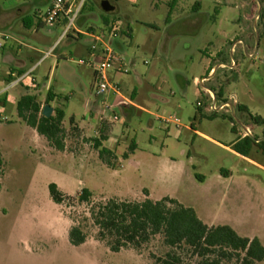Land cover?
<instances>
[{
  "label": "rangeland",
  "instance_id": "obj_1",
  "mask_svg": "<svg viewBox=\"0 0 264 264\" xmlns=\"http://www.w3.org/2000/svg\"><path fill=\"white\" fill-rule=\"evenodd\" d=\"M75 1L81 4V9L74 29L67 36L62 37L66 25L54 28L35 25L25 30L21 47L11 40L4 42V49H0V99H5V92L1 91L5 88L8 68L1 62L2 57L29 54L26 69L34 65L30 76L40 84L46 83L49 77L52 90L58 95V104L65 111L62 124L65 156L91 157L93 143L86 142L81 132L69 125L72 116L77 122L86 124L89 114L84 105L87 101H97L91 70L77 65V61L86 58L82 51L90 39L77 38L76 30L86 32L103 28L105 14L100 4L108 1L114 7V11L107 14L108 21L119 19L131 31L130 38L123 36L124 33L112 43L114 51L129 64L130 74L121 85L125 94L136 88L134 103L144 104L148 113L130 107L128 114L122 110L116 114L119 120L115 123V132H124L126 136L121 140L120 153L128 150L131 140L137 144L131 163L119 157L126 168L122 180L117 173L92 171L91 167L67 159L40 161L38 156H33L21 160L11 151L13 141L10 128H6L5 135L9 136L6 148L11 160L3 181L6 192L0 198V210H5L0 211V264H153L150 255H165L168 249L161 236L152 238L140 251L129 248L121 253L110 252L106 244L98 240L97 228L88 213L89 206L75 200L80 193L76 192L79 182L95 194L92 195L94 203L115 198L98 194H114L120 184L132 191L130 194L142 190L139 198L147 195L144 188L151 189L155 197H173L183 206L195 208L201 220L231 226L238 235L257 237L264 246V151L260 147L251 151L249 158L259 165L256 166L211 141L194 137L185 129L193 124L199 132L222 146H229L232 140L240 138L245 127L251 130L253 138H263L264 124H256L252 118H264V28L260 17L264 0H228V4L224 0L219 4L214 0H181L188 16L194 15L191 12L193 3L201 2L198 17L202 23L198 29L193 27V33L192 27L166 24L170 0ZM22 5L36 14L38 5L28 0H0V11L8 12ZM39 9L45 12V7ZM35 18L37 20V16ZM212 25L218 35L217 45H226L228 49L241 41L233 59L230 57L232 70L221 67L217 73L212 72V77L204 84L220 100L235 96L234 113L208 111L207 91L193 82L195 77L200 80L210 76L204 71L200 51L183 60L174 56L180 44L186 53L194 46H199V50L206 46L212 37ZM202 35L203 41H200ZM220 55V63L228 61L223 52ZM6 109L7 115L15 117L16 108L12 102ZM157 115L167 119L174 117L179 124L160 121ZM90 124L94 127L95 120ZM112 126L111 122L104 124L106 134ZM176 131L181 132L180 138L175 137ZM5 170L3 164L0 189ZM47 183L58 185L72 200H66L63 205L53 203ZM138 196L117 199L146 200H136ZM62 220L70 227L80 223L88 245L93 247L99 243L100 248L79 254L65 248L58 233ZM178 252L183 264H198L199 259L190 250ZM220 264L238 262L231 260ZM255 264H264V261Z\"/></svg>",
  "mask_w": 264,
  "mask_h": 264
},
{
  "label": "crops",
  "instance_id": "obj_2",
  "mask_svg": "<svg viewBox=\"0 0 264 264\" xmlns=\"http://www.w3.org/2000/svg\"><path fill=\"white\" fill-rule=\"evenodd\" d=\"M219 1L220 0H214V3L219 4ZM181 2H182L181 0H170L169 9L167 12V17H166L165 22L168 26H171V27L176 26V25L183 26V27H192V30H190V31L193 33V32H195L193 27H195V29L197 27V29H198V27H200V25L202 23V21L198 17V15H199L198 13L202 8L201 2L196 1L193 3V5L191 6V12L194 13V15H189V16H188V13H186V11H185L187 9L186 6H183L181 4ZM224 2H225V4L226 3L228 4V0H224ZM34 3L36 5H38L37 9L39 7H41L42 5H44L43 0H35ZM35 17H36V14H34V12H31V8L24 6V5L16 6L15 8L11 9V11H8V12L7 11H0V39L2 40V42L0 41V49H4V47H5L4 42L8 41V40H11L15 43H18L21 47L23 44H21L20 41H23L22 38L26 35L25 30L31 29L35 25L36 26L42 25L39 22L38 18L36 20ZM212 27H213V25L210 28V30H211L210 32L212 35L211 40H208L206 42V46H203V48L201 50H199V46H194L193 50L190 53H186L183 51V49L181 47L182 44H180L177 47V50H176L175 55H174L177 59L183 60L187 56L192 57L194 55L195 51H200L202 56H203L202 61L205 63L204 71L206 72L207 75H210L211 77H212V75H211L212 72H210L211 69H212V71L214 70V73H217V71L221 67H225L229 70H232V68L234 67L233 63H232V59H233L234 53L236 52V49H235V52L232 54L230 52V48H228V49L225 48L226 45L225 46L219 45V43L217 45L218 35L214 32V29H212ZM92 31H93L92 29H90L86 32H81L79 30H76L77 38L87 37L90 39V43H91L92 39L87 34L91 33ZM123 36H127L130 38L131 31H130L129 27H127V34L125 33ZM123 36H121V37H123ZM203 36L204 35H202L201 39H199L200 41H203V39H202ZM214 41H216V44H214ZM89 44L82 51L83 52L82 54L85 55V57L87 55V50H88ZM116 45L119 46L118 43ZM221 52H223L224 56L228 58V61H226L225 63L219 62ZM28 58L30 59L29 54L22 55V57L21 56L18 57V55L16 57H12L10 54H6L2 57V61H1L4 65H7L8 68L6 69V73H5V76H6V79L4 82L5 88H3V90L1 91L2 93L5 92V99H0V155H1V158H2L3 163L5 165V169H6L5 174L3 176L2 183H1L0 198H2V196L6 192V189L3 186L4 185L3 181H4V178H5L6 173L8 171V164L10 163V160H11V158L8 156L9 153L7 152V148H6V146H7L6 141H7V138L9 137V136L5 135L6 128H10V132H11L10 135H11V139L13 141L12 142L13 147H12L11 151H12L13 155H15V156L17 155L21 160H28L33 156L34 157L38 156L37 158L40 159V161L44 160V159L52 160L53 158H56V159L60 158L61 160L67 159V160H70L72 162L75 161L76 164H78V165H81L84 167L85 166L91 167L89 169L92 171L95 169L96 171L101 172V173H104V172L106 173V171H111L112 173H117L118 176H120V178L122 180L124 177L123 173L125 172L126 168L123 166L121 161H128L131 163L130 160H131V157L134 156V153L137 149V144L134 140H131V142L127 148L128 150H126V152L120 153L119 150H120L121 145L123 144V141H121V140L126 139V136H125L124 132H121L119 134L115 132V123L117 121L111 122V123H113L112 129L110 130L109 134H104V136L106 137V140L101 142L102 147L111 151V153L114 156L113 167H108L99 158L98 150H96L94 148V145H93L94 149L92 150L93 154L91 155V157H83V156H80V154H77V156H79V157H77V156L74 157L72 155L70 157L69 156L67 157V156H65L63 151H56L53 147H51L49 145V143L47 142V140L43 136H40L39 134H37V132L34 129L27 126L25 124V122H23L18 117L17 111H16L15 117L12 114L10 116L6 114L7 113L6 107H7V104L9 102H12V104L15 105V108H16V104L19 101V99L22 96L28 94V95H33L36 97L37 102L41 106V111L45 105H48L49 107L52 108L51 115H54V109L62 110L64 113V119H63L62 124L65 123V117H66L65 111L58 104V95H57V93H55L52 90V86H51L49 77L46 78L47 82L43 83V84L38 83L35 78H32L30 76L29 79H25L23 82H19L17 84L12 85V83L16 81V77L22 76L31 70H32L31 74L34 72V65H32L26 69V65H27L26 61L28 60ZM129 74H130V72H128L127 74H115L113 76V80L115 82H117L119 84V86L121 87V94H122L121 99H123V101H124V105H122L121 107L115 108V114H117L119 110H122L124 113L128 114L130 107H135V108H137L143 112L148 113V110L145 108V106H143L144 104L143 105L142 104L137 105L134 103V101L137 99L136 88H133L129 94H125L126 92L124 93L125 90L121 84L123 83V79L128 77ZM197 80H198L197 77H195L194 81H193L196 86H197V83H196ZM162 84H163V82H162ZM195 88H196V94L199 95L200 91L197 90V87H195ZM48 93L50 95L51 100L48 104H46V98H47ZM212 93H213V91H212ZM152 97H154V95H152ZM108 101H109V104H111V105L114 104L116 102V96L110 95V97L108 98ZM146 102L148 103L149 101H146ZM84 109H85L86 113L89 114V117L87 119V123L81 124V123L76 121L74 116H72L69 119V125H71L70 120H72L73 125H71V126H75L77 128V130H79L81 132V138L85 139L86 142L89 141V144H90V142L93 143L95 139H99L101 132L103 131V128H105L104 124L108 123V122H99L98 113L100 111V106L98 103L87 101L84 105ZM156 118L160 121H164L165 123H174L177 126L179 124L178 123L179 121L177 119H175L174 117H170L167 119L163 116L157 115ZM259 118L264 119L262 117H259ZM94 120H95L96 124L94 127H92L90 123ZM118 120H119V118H118ZM97 126H98V128H97ZM185 129L192 132L194 137H201V138H204L208 141H211V142L215 143L216 145L227 149L232 154H234V156L242 158L243 160H246L247 162H249L253 165L259 166L253 160H251L249 158V156L248 157L241 156V155L235 153L231 149L232 145L238 139H242L241 137L238 139L232 140L230 142L229 146H222L219 143L210 139L207 135L199 132L193 126V124H191L190 127H185ZM167 132L169 135V133H170L169 129H167ZM175 137L180 138L181 132L176 131ZM131 145H134V147H135L133 152H129V147ZM124 154H128L126 159L123 158ZM182 155H184V152H182ZM80 157L83 159H80ZM119 157L122 159L121 161L119 160ZM136 165L139 166L138 163ZM79 183L80 184H79L76 192H78L82 188H84V183L83 182H79ZM49 184L50 183H47V187ZM144 189L147 190V195H145V198H139V196H138L139 194H141L142 190L141 191L138 190V191H135L134 194H130L132 191L126 190L125 188H123V186L121 184L119 185L118 188H116V192L114 194H106V192H102L98 195H105L108 197H115V198L127 199V200L134 199V196H138V198H136V200L149 199L151 201H159L164 197H168L170 199L176 200L175 198L170 197V196L155 197V195L151 189H148V188H144ZM91 193H92V195H95L93 192H91ZM131 195H133V196H131ZM177 202H179V201H177ZM193 209L199 218V214H198L197 210L195 208H193ZM0 211L5 212L4 209H1ZM201 221L209 227L210 226H217L216 224H213L211 222L208 223V222H205L203 220H201ZM70 228H71L70 224L63 221L62 227H61V229H59V232H58L59 236L61 238L62 244L65 248H68L69 250H72V251H76L77 254L84 253L87 250L96 251L97 249L100 248L99 243H98V245H93V247L89 246L87 240L85 241V243H83L80 246H72L68 240V233H69ZM119 253H121V252H119Z\"/></svg>",
  "mask_w": 264,
  "mask_h": 264
},
{
  "label": "trees",
  "instance_id": "obj_3",
  "mask_svg": "<svg viewBox=\"0 0 264 264\" xmlns=\"http://www.w3.org/2000/svg\"><path fill=\"white\" fill-rule=\"evenodd\" d=\"M103 21L108 23L107 14ZM260 17L264 28V7ZM48 93L46 104L50 102ZM18 117L27 126L43 136L49 145L56 151H64V130L62 122L64 113L54 109V115L45 118L41 115V106L33 95L22 96L16 104ZM259 125L264 119L253 117ZM70 124L73 125L72 120ZM75 130V126H72ZM105 128L99 139L93 142L98 150L99 158L108 166L113 167L114 156L101 145L106 140ZM255 147L264 151V140L256 143L255 140L245 137L238 139L231 149L244 157H248ZM134 145L129 147L133 152ZM128 154H124L126 159ZM0 155V170L3 166ZM51 201L57 205L65 204L72 197L65 195L56 184L48 185ZM75 200L89 206V216L97 228L99 241L106 244L112 253H119L124 249L140 251L155 236L162 237L163 245L168 249L162 257L150 255L153 264H183L179 250H190L199 259L198 264H220L222 261L235 260L238 264H255L264 260V247L258 238H247L228 225L207 226L196 215L191 207H185L174 199L164 197L159 201L146 199L142 202H131L110 198L105 201L92 202V193L82 188ZM68 240L72 246H80L86 241V235L80 223L73 225L68 233ZM178 250V251H177Z\"/></svg>",
  "mask_w": 264,
  "mask_h": 264
},
{
  "label": "built area",
  "instance_id": "obj_4",
  "mask_svg": "<svg viewBox=\"0 0 264 264\" xmlns=\"http://www.w3.org/2000/svg\"><path fill=\"white\" fill-rule=\"evenodd\" d=\"M28 1L34 2L35 0ZM43 1L44 5L41 7H45V12L42 13L39 8L36 10V16L39 22L48 28L66 25L62 37L67 36L70 30L74 29V22L80 13L81 4L75 3V0ZM124 33H127V26L119 19H110L103 28L87 34L92 39V42L88 46L86 58L77 61L78 65L90 69L93 74L95 97L97 99L96 103L100 106V111L98 113L99 122L118 121L115 108L124 105V101L121 99V87L113 80V76L115 74H127L129 72V64L114 51L112 46L114 40L121 37ZM237 46H241L240 40L230 46V52L232 54L235 52ZM48 54L49 53H47V55ZM31 72L32 70L22 76L16 77V81L13 82L12 85L29 79ZM210 72L214 73V70L212 71L211 69ZM210 78L211 76H208L196 81L197 85L200 84L205 91H207L209 96L210 104L208 106V111L213 113L223 110L227 113H234V107L236 105L235 96L232 95L224 100L218 99L214 93L204 87V84L208 82ZM110 95L118 98L112 105L109 104L108 101ZM240 137L245 138L253 136L251 135V130L245 127L244 133Z\"/></svg>",
  "mask_w": 264,
  "mask_h": 264
},
{
  "label": "water",
  "instance_id": "obj_5",
  "mask_svg": "<svg viewBox=\"0 0 264 264\" xmlns=\"http://www.w3.org/2000/svg\"><path fill=\"white\" fill-rule=\"evenodd\" d=\"M100 8L102 10L103 13H111L114 11V7L108 2V1H102L101 4H100ZM51 113H52V108L49 107L48 105H45L43 108H42V111H41V115L45 118H49L51 116ZM252 138L253 140H255V142H259V141H262L264 139H255L253 137H250Z\"/></svg>",
  "mask_w": 264,
  "mask_h": 264
},
{
  "label": "flooded vegetation",
  "instance_id": "obj_6",
  "mask_svg": "<svg viewBox=\"0 0 264 264\" xmlns=\"http://www.w3.org/2000/svg\"><path fill=\"white\" fill-rule=\"evenodd\" d=\"M262 137L264 138V136H262ZM263 138H262V139H263ZM256 139H259V138H256ZM260 142H261V141H259V142H257V143H260Z\"/></svg>",
  "mask_w": 264,
  "mask_h": 264
}]
</instances>
